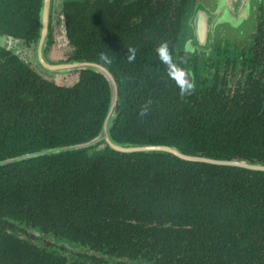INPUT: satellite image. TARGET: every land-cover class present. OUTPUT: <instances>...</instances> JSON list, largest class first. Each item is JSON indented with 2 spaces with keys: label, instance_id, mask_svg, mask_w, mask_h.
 I'll use <instances>...</instances> for the list:
<instances>
[{
  "label": "trees",
  "instance_id": "1",
  "mask_svg": "<svg viewBox=\"0 0 264 264\" xmlns=\"http://www.w3.org/2000/svg\"><path fill=\"white\" fill-rule=\"evenodd\" d=\"M188 1L63 2L70 58L112 75L115 142L264 163V31L247 76L232 85L216 79L181 97L155 48L167 41L172 57L179 51ZM40 5L0 0V32L34 41ZM129 48L136 49L132 62ZM1 54L0 162L98 134L109 100L101 75L82 70L72 85H58ZM145 105L148 114L140 117ZM0 264H264V172L119 153L103 143L4 163Z\"/></svg>",
  "mask_w": 264,
  "mask_h": 264
},
{
  "label": "water",
  "instance_id": "2",
  "mask_svg": "<svg viewBox=\"0 0 264 264\" xmlns=\"http://www.w3.org/2000/svg\"><path fill=\"white\" fill-rule=\"evenodd\" d=\"M66 1L73 0H64L62 1V3ZM262 4H264V0H189L186 6L185 15L182 20L176 48L182 51L186 58L196 60L198 65L199 57L209 56L210 54L214 53V50L216 48L220 46L222 48H226L228 47V45H230V50L234 46H243L245 47V53H248L255 36L259 20L258 7H260ZM51 6L52 0H41V5L38 13V37L33 52L35 56V64L40 66V68L44 72L51 74H63L89 70L101 75L106 81L109 89V100L106 113L101 123L98 134L86 142L69 146L56 147L32 154H24L19 157L1 161L0 165L7 162L33 158L40 155L57 154L63 151L86 149L97 143H103L109 149L119 153H165L172 154L179 159L189 162H201L220 166H234L250 171L264 172L263 162H247L244 160H215L210 158L185 155L179 152V150H177L176 148L166 145H138L117 143L112 140L109 134V128L115 118L114 111L117 98L115 81L105 66L97 64L95 62H68L63 60L51 62L46 59L45 46L48 41V23ZM244 30L247 34H245V36L241 38L242 41H235L233 37H238ZM245 37H247V39L244 41ZM186 72L188 73L190 82H192L191 70L187 69Z\"/></svg>",
  "mask_w": 264,
  "mask_h": 264
},
{
  "label": "flooded vegetation",
  "instance_id": "3",
  "mask_svg": "<svg viewBox=\"0 0 264 264\" xmlns=\"http://www.w3.org/2000/svg\"><path fill=\"white\" fill-rule=\"evenodd\" d=\"M259 10V20L257 24V30L255 34V38L252 42L250 52L248 54H245L243 46L236 47L234 46L230 50V45L226 48H222L221 46L216 48L215 52L210 54L207 57H199V65L196 60L186 58L184 53L182 51L175 50L173 53V59L176 64H180V67L183 68L185 71L188 69L191 70V73L193 74V77L191 78V83L195 85V89L198 90H204L211 86L214 83H219V80H223L224 78L227 80V83L229 85H232L235 83L237 78L239 76L243 77L242 75L247 76L249 72L252 71L254 65L257 64V60H259V57L255 60V55L252 53V49L254 46V42L256 40V37L258 34L262 31H264V4H262L260 7H258ZM51 15H52V6L50 10L49 15V23H48V31H49V43L45 46V53L48 52V48L52 44V28H51ZM39 27V23H38ZM65 36V34H64ZM36 40L37 38L30 42L25 43L21 39L13 38L9 36L6 33L0 32V56L2 55L1 52H7L8 56L16 57L19 61L27 65L31 70H33L39 77L42 78L44 71L41 70L40 66H36L35 64V56H34V48L36 46ZM66 44L69 47V53L67 57L63 61H76L74 59H71L70 56L74 51V47L68 42L66 39ZM16 43L21 44L26 49L29 48L32 50V57L30 59V62L20 53H16L13 50V46ZM10 47V48H9ZM47 60L50 61L46 57ZM1 60V58H0ZM199 66V68H197ZM35 67H39V71L35 69ZM258 72V71H256ZM71 73H77L78 72H71ZM242 74V75H240ZM218 81H217V80ZM77 80V79H76ZM29 233H26L25 235H22V238L29 237ZM30 239V238H29ZM32 240V239H31ZM41 240H50V238L47 239H39ZM46 241H42L41 245H44ZM55 242V241H53ZM57 243V242H55ZM57 246H61V243L56 244ZM65 246V245H64ZM53 247V246H51ZM49 247V248H51ZM73 251H76L75 248H73ZM75 257V256H74Z\"/></svg>",
  "mask_w": 264,
  "mask_h": 264
},
{
  "label": "rangeland",
  "instance_id": "4",
  "mask_svg": "<svg viewBox=\"0 0 264 264\" xmlns=\"http://www.w3.org/2000/svg\"><path fill=\"white\" fill-rule=\"evenodd\" d=\"M64 0H52V15H51V28H52V44L48 48V52H46V57L50 59L51 62L61 61L64 60L68 53L69 47L66 44L64 30H63V22L61 18V9L60 5ZM247 34L245 30L238 36L233 37L235 41L241 42V38ZM247 37L244 38V41ZM241 40V41H239ZM13 46V50L16 53H20L23 55L29 62L32 57V50L29 48L23 47L21 44L16 43ZM10 48V47H9ZM37 66V65H36ZM37 71H39V67H35ZM42 70V69H41ZM43 79L53 82L58 85L69 86L72 85L77 79V73H43Z\"/></svg>",
  "mask_w": 264,
  "mask_h": 264
},
{
  "label": "clouds",
  "instance_id": "5",
  "mask_svg": "<svg viewBox=\"0 0 264 264\" xmlns=\"http://www.w3.org/2000/svg\"><path fill=\"white\" fill-rule=\"evenodd\" d=\"M155 53L162 64L166 66L168 77L175 82V84L180 89V96L184 97L185 95H190L195 90V85L190 82L188 73L181 67H179L174 61L172 57V53L170 52L169 45L167 41H162L156 48ZM136 57V49L129 48L127 59L129 62L135 60ZM101 59H107L103 55ZM150 103V101H149ZM148 114L147 105L142 107L139 112L140 117H144Z\"/></svg>",
  "mask_w": 264,
  "mask_h": 264
}]
</instances>
